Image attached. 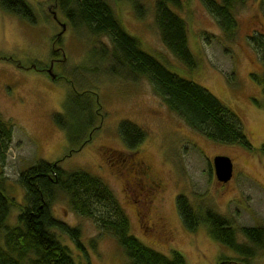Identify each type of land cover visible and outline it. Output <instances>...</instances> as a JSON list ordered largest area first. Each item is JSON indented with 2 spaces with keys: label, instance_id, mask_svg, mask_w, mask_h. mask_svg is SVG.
I'll use <instances>...</instances> for the list:
<instances>
[{
  "label": "rangeland",
  "instance_id": "374dc122",
  "mask_svg": "<svg viewBox=\"0 0 264 264\" xmlns=\"http://www.w3.org/2000/svg\"><path fill=\"white\" fill-rule=\"evenodd\" d=\"M25 1L34 20L0 6V114L12 123V142L0 165V178H4L9 199L16 203L6 223L16 225L24 206L20 172L38 160L58 161L68 171L83 169L99 176L126 213L131 233L157 251L171 256L173 249L178 250L185 264H218L222 256L243 258L213 239L203 220L194 230L185 227L175 200L182 193L198 215L204 216L206 208H211L226 216L239 242H248L241 226L264 227V63L248 40L253 33L264 34L259 0L237 5V28L231 36L222 32L200 0H188L178 10L187 23L188 44L197 59L191 70L162 42L154 0H138L144 8L142 16L131 0H107L146 51L206 87L238 114L250 146L217 142L196 131L169 109L145 76L111 73L110 56H92L93 48H111L109 35L97 37L81 27L73 29L53 0ZM51 63L53 77L45 72ZM90 99L96 112L95 129L88 141L76 147L55 115L62 114L75 133L86 135L89 110L82 105ZM121 120L144 131L135 148H128L120 136ZM217 155H227L232 161V176L225 182L214 173L212 160ZM141 160L147 169L138 177L145 185L150 177L159 186L147 197L127 183L136 177L130 167ZM50 209L56 218L80 227L84 253L55 230L76 264H82L86 256L91 264L127 263L115 238L93 218L73 210L66 196H58ZM92 238L94 247L89 243ZM245 264H264V243Z\"/></svg>",
  "mask_w": 264,
  "mask_h": 264
},
{
  "label": "trees",
  "instance_id": "16d2710c",
  "mask_svg": "<svg viewBox=\"0 0 264 264\" xmlns=\"http://www.w3.org/2000/svg\"><path fill=\"white\" fill-rule=\"evenodd\" d=\"M53 1L73 29L81 27L97 37L110 36L111 48H93L92 56H110L111 73L131 77L145 76L169 109L175 111L193 129L217 142L250 146L243 121L238 114L206 87L179 74L175 69L172 70L158 56L157 58L146 51L140 40L125 29L107 0ZM131 1L137 14L142 16V4L138 0ZM187 1L154 0V11L162 42L191 70L196 68L197 59L188 44L187 23L178 13V10L186 6ZM200 1L226 36L235 33L237 5H242L247 0ZM259 4L264 13V0H259ZM0 6L34 20L32 8L25 0H0ZM248 40L264 63V34L253 33ZM255 79L263 81L262 77ZM68 100H72L71 96ZM93 106L91 99L82 105V108L89 110L86 135H83L84 131L75 133L70 121H64L62 114L55 115L58 123L63 121L60 126L66 130L69 143H74L76 147L88 141L89 133L95 129L93 122L96 112ZM118 132L128 148H135L145 135L141 128L129 120L119 122ZM11 142L12 123L0 114L1 168ZM262 149L264 150V144ZM4 182V178H0V264H76L69 247L56 236L55 230L61 231L83 253L86 252L80 227L56 218L51 212L52 202L60 195L66 196L73 210L93 218L100 229L115 238L127 258L126 264H185L184 256L178 250L173 249L169 256L144 244L133 235L129 219L113 191L99 176L86 170L68 171L58 161L46 160H38L22 170L18 182L24 188V206L18 212V223L12 226L6 223V218L10 207L16 203L6 194ZM175 201L185 227L194 230L199 221L203 220L213 239L233 248L243 257L233 259L222 256L218 264H245L256 248L262 247L263 226H241L240 231L248 242H239L236 228L226 216L211 208H206L204 216L198 215L182 193L176 195ZM96 210L98 211L95 212ZM89 243L94 247L95 239H90ZM82 264H91L87 256Z\"/></svg>",
  "mask_w": 264,
  "mask_h": 264
},
{
  "label": "flooded vegetation",
  "instance_id": "af4514ba",
  "mask_svg": "<svg viewBox=\"0 0 264 264\" xmlns=\"http://www.w3.org/2000/svg\"><path fill=\"white\" fill-rule=\"evenodd\" d=\"M63 27H64V25H63ZM51 66H52V63L50 64V66L45 68V72H47L49 75H53V73L51 72ZM146 169H147V166L145 165V162H143L142 160H141L140 164H138L136 166L132 165L129 170L133 171V173H135L136 177H134L133 179H130V180L128 179V182H127L129 186L134 187V188L138 189L139 191H143L145 193L144 197H147L150 190H152V189L157 190L159 188L158 184L155 183L150 177L146 178L148 181L147 185H145L142 182V180L140 179V177H138L140 175H142V176L145 175ZM140 194H142V192H140ZM146 202L147 201H145L144 203H146Z\"/></svg>",
  "mask_w": 264,
  "mask_h": 264
},
{
  "label": "water",
  "instance_id": "95a60500",
  "mask_svg": "<svg viewBox=\"0 0 264 264\" xmlns=\"http://www.w3.org/2000/svg\"><path fill=\"white\" fill-rule=\"evenodd\" d=\"M53 76V75H52ZM213 169L217 180L225 182L232 176V161L227 155H217L212 160Z\"/></svg>",
  "mask_w": 264,
  "mask_h": 264
}]
</instances>
